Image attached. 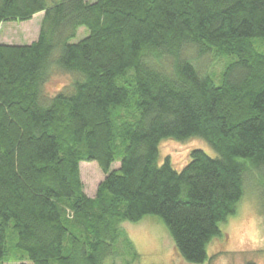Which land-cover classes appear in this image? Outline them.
<instances>
[{
  "label": "trees",
  "instance_id": "1",
  "mask_svg": "<svg viewBox=\"0 0 264 264\" xmlns=\"http://www.w3.org/2000/svg\"><path fill=\"white\" fill-rule=\"evenodd\" d=\"M41 13L36 40L0 43V262L137 259L123 224L156 215L182 261L208 263L252 178L264 213V0H0V27ZM195 138L216 155L160 163ZM82 162L105 175L95 197Z\"/></svg>",
  "mask_w": 264,
  "mask_h": 264
},
{
  "label": "rangeland",
  "instance_id": "2",
  "mask_svg": "<svg viewBox=\"0 0 264 264\" xmlns=\"http://www.w3.org/2000/svg\"><path fill=\"white\" fill-rule=\"evenodd\" d=\"M42 17L41 13L28 21L3 23L0 27V43L27 44L33 42L39 35ZM88 34L89 30L82 27L74 42L82 40ZM206 62L210 64V70L218 76H214V81L219 84V75L226 60L210 57L206 59ZM69 82L68 75L57 72L48 83L47 91L54 93ZM194 148H200L213 156L216 155L210 144L200 138L185 142L169 140L162 143L160 163L162 164L167 157H170L173 165L181 169L188 163L189 153ZM119 166L120 162L113 164V168ZM80 169L85 192L95 197L98 185L105 178L104 173L97 162H82ZM255 187L257 186L252 178V181L248 182L243 200L238 205L237 213L231 216L225 224H221L224 237L221 241L212 240L213 242L209 245L208 252L211 260L206 264H247L249 261L264 264V213L261 211L259 194ZM123 229L125 235L134 243L139 257L134 259L130 254H126L120 244L119 254L108 260L106 264H188L177 255L173 237L159 216L148 215L138 222H125ZM124 236L121 243H124ZM0 264L20 263L11 258ZM28 264L32 263L28 262Z\"/></svg>",
  "mask_w": 264,
  "mask_h": 264
}]
</instances>
